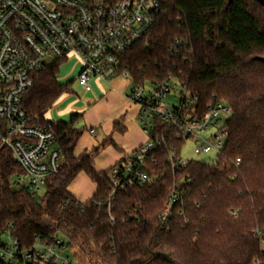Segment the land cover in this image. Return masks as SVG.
<instances>
[{"label":"trees","instance_id":"1","mask_svg":"<svg viewBox=\"0 0 264 264\" xmlns=\"http://www.w3.org/2000/svg\"><path fill=\"white\" fill-rule=\"evenodd\" d=\"M158 3L152 29L122 57V66L132 85L175 81L196 97L199 116L218 103L227 106L223 153L213 165L188 161L173 172L167 152H156L150 163L156 180L116 195L109 214L108 173L95 171L93 154L75 155L83 135L78 117L69 123L47 118L71 94L72 83L59 84L55 63L35 77L22 107L51 126L62 155L59 173L33 196L14 188L20 168L0 153V233L10 232L22 250L58 239L73 264L264 263L254 236L264 233V62L256 60L264 58V8L255 0ZM155 125L180 155L184 143L161 121ZM82 174L96 185L85 202L69 191ZM176 186L184 196L163 225Z\"/></svg>","mask_w":264,"mask_h":264},{"label":"built area","instance_id":"2","mask_svg":"<svg viewBox=\"0 0 264 264\" xmlns=\"http://www.w3.org/2000/svg\"><path fill=\"white\" fill-rule=\"evenodd\" d=\"M158 12V0H0V153H8L20 168L14 188L40 196L62 166L51 126L32 120L22 107L35 77L55 63L76 58L80 62L76 81L86 92L92 90V81L111 84L118 78L130 79L122 57L150 32ZM171 92L170 79L150 84L149 89L145 84L131 86L127 99L139 109L147 141L109 170L110 191L104 203L109 214L116 195L156 180L150 168L156 152H167L173 172L187 166L188 161L157 133V120L179 141L193 140L196 155L216 153L219 158L223 153L227 133L222 115L229 117L230 109L218 103L199 116L196 97L182 89L177 104L170 100ZM182 196L177 186L173 188L161 217L163 225ZM254 236L264 251V233ZM66 250L58 239L38 240L22 250L10 232L0 233L2 264H73Z\"/></svg>","mask_w":264,"mask_h":264},{"label":"crops","instance_id":"3","mask_svg":"<svg viewBox=\"0 0 264 264\" xmlns=\"http://www.w3.org/2000/svg\"><path fill=\"white\" fill-rule=\"evenodd\" d=\"M91 86L92 90L86 92L85 103L68 108L62 115L69 117V120L59 122L69 123L73 116L78 117L76 128L80 121L84 122L86 129H83L75 155L93 154L94 169L98 174H103L143 145L147 137L139 123L138 107L127 99L130 89L125 79L118 78L111 84L92 81ZM83 176L85 180H90L83 174L79 177ZM82 185L73 196L85 202L95 194L96 185L91 180L89 186L86 182H82Z\"/></svg>","mask_w":264,"mask_h":264},{"label":"rangeland","instance_id":"4","mask_svg":"<svg viewBox=\"0 0 264 264\" xmlns=\"http://www.w3.org/2000/svg\"><path fill=\"white\" fill-rule=\"evenodd\" d=\"M80 71V62L76 58H72L67 62H64L59 67V74L57 75V80L59 84L66 85L68 83L71 84V94L69 96L62 97L55 106L50 110L49 114L47 115V118L49 120H52L54 122L59 121H68L69 117H65L62 115L65 111H67L70 107H77L79 104L85 103V97L87 95L86 91L79 85V83L76 81V78L78 76V73ZM127 82L128 88L130 89L132 86V82L130 79L125 80ZM145 87L147 89L150 88V84H145ZM129 90L127 91V93ZM182 92V88L175 82L172 81V92H171V101L174 103V101L177 102V104L180 103L179 95ZM177 98V99H176ZM175 102V103H176ZM167 104H169V101H167ZM63 116V117H62ZM228 117L222 115V119H227ZM78 128L80 129H86L84 122L80 121L78 124ZM212 134H216L217 131L211 130ZM195 143L193 140L189 139L186 140L185 143L182 145L180 150V157L184 161H198L204 164L213 165L217 162L218 157L216 153H211L207 155H196L195 152ZM84 177V176H83ZM82 182H86V185H90V180H88L85 177L81 178L79 177L70 187L69 191L72 195H75L77 190L81 188ZM75 264H78L75 262Z\"/></svg>","mask_w":264,"mask_h":264},{"label":"water","instance_id":"5","mask_svg":"<svg viewBox=\"0 0 264 264\" xmlns=\"http://www.w3.org/2000/svg\"><path fill=\"white\" fill-rule=\"evenodd\" d=\"M256 2H258L263 8H264V0H255ZM232 0H229V3H231ZM256 60L260 61V62H264V58H257ZM48 63L51 64L52 60H48Z\"/></svg>","mask_w":264,"mask_h":264}]
</instances>
